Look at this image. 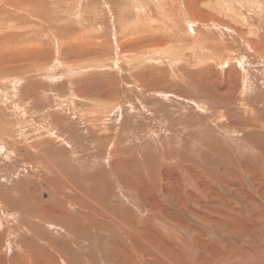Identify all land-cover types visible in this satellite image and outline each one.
<instances>
[{"label":"rangeland","instance_id":"obj_1","mask_svg":"<svg viewBox=\"0 0 264 264\" xmlns=\"http://www.w3.org/2000/svg\"><path fill=\"white\" fill-rule=\"evenodd\" d=\"M0 264H264V0H0Z\"/></svg>","mask_w":264,"mask_h":264},{"label":"bare ground","instance_id":"obj_2","mask_svg":"<svg viewBox=\"0 0 264 264\" xmlns=\"http://www.w3.org/2000/svg\"><path fill=\"white\" fill-rule=\"evenodd\" d=\"M154 1H157V3L159 2V0H154ZM165 1V0H164ZM161 3V2H160ZM166 3V2H165ZM164 7V6H163ZM163 9V8H162ZM143 10V9H142ZM165 11V10H164ZM143 12V11H142ZM140 13H141V11H140ZM144 13V12H143ZM142 13V14H143ZM206 38V37H205ZM198 40V39H197ZM158 47V46H157ZM161 47V46H160ZM158 51V50H157ZM156 52V51H155ZM170 56V55H169ZM178 60V59H177ZM223 63V62H222ZM58 256V255H57Z\"/></svg>","mask_w":264,"mask_h":264}]
</instances>
